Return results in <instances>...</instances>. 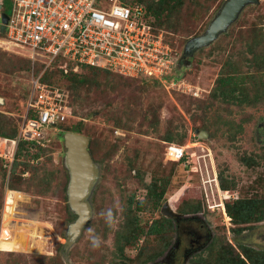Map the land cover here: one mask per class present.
Listing matches in <instances>:
<instances>
[{
	"label": "rangeland",
	"instance_id": "374dc122",
	"mask_svg": "<svg viewBox=\"0 0 264 264\" xmlns=\"http://www.w3.org/2000/svg\"><path fill=\"white\" fill-rule=\"evenodd\" d=\"M223 2L185 0L172 28L162 29L175 56L168 76L142 81L103 75L98 90L87 98L68 90L72 117L60 130L48 131L47 147L37 149L40 157L33 158L25 145L11 168L0 161V217L7 188L21 193L10 238L5 240L6 231L0 230V264H160L173 228L145 231L152 223L161 224L160 208L166 201L175 214H186L180 212L186 199L192 204L200 197L212 239L200 253L177 264L206 260L226 244L234 251L239 245L264 251V221L234 237L225 203H220L223 194L264 200V0L246 6L210 45L183 55L186 42L205 31ZM7 3L11 9L13 0ZM31 66L27 50L0 35V137L17 134ZM33 66L34 71L41 68L37 62ZM230 77L237 82L245 78L244 91L233 98L218 96V80ZM225 87L229 90L228 83ZM75 127L89 139L98 177L88 198L91 217L63 250L66 230L76 216L67 202L68 174L59 136ZM201 131L206 139L199 137ZM173 136L171 144L185 149L183 162L165 155V139ZM249 160L253 163L247 165ZM220 177L233 183V190L223 191ZM152 184L156 190L165 186L161 198L148 196ZM134 231H141L138 239L120 250L118 238Z\"/></svg>",
	"mask_w": 264,
	"mask_h": 264
},
{
	"label": "built area",
	"instance_id": "2783aa9c",
	"mask_svg": "<svg viewBox=\"0 0 264 264\" xmlns=\"http://www.w3.org/2000/svg\"><path fill=\"white\" fill-rule=\"evenodd\" d=\"M0 35L8 43L26 49L32 61L30 90L17 134L0 138V159L10 168L22 143L32 150L45 147L50 141L48 131H57L72 117L67 93L43 82L45 71L56 68L64 73L77 72L86 66L125 78L161 79L171 73L175 62L164 33L148 23L143 6L124 0H13L4 33ZM35 62L40 64L39 71H34ZM191 90L194 88L187 92ZM165 155L178 162L185 149L170 144ZM20 194L8 188L5 192L0 217L5 240L15 226L11 220L19 215L15 206ZM8 197L11 208L6 212ZM236 198L223 194L221 206Z\"/></svg>",
	"mask_w": 264,
	"mask_h": 264
},
{
	"label": "trees",
	"instance_id": "16d2710c",
	"mask_svg": "<svg viewBox=\"0 0 264 264\" xmlns=\"http://www.w3.org/2000/svg\"><path fill=\"white\" fill-rule=\"evenodd\" d=\"M124 1L130 4L142 5L148 23L154 29L158 31H162L163 33L166 32L163 31L162 29L165 30L172 28L173 25L172 19L174 17L176 18L179 17V10L181 7H184L185 5L184 3L185 0H124ZM2 7L5 13L9 11L10 7L9 4L7 3V0H3ZM39 70L40 69H37V71ZM56 75L58 78H56ZM103 75L119 76L115 73H111L105 70L82 66L77 72H72L71 70H68L66 73H64L62 70L56 68L52 70H47L45 71L42 77V81L51 85H56L67 93L68 104H69L70 112L72 114L73 113L72 108L69 103V94L72 97L73 92H76L75 97L77 98H81L83 95L84 98L89 97L90 92L96 91L100 87L98 86V84L100 83V79L102 78ZM126 79H131V78H126ZM138 80L150 81L152 79L138 78ZM244 80L245 78H241V82L240 81L237 82L233 77L226 79L225 78L219 79L218 87L216 90L218 92V96L221 97L228 96L230 98H233L235 93L243 92L244 90L241 88V85L244 82ZM227 83L229 84V90H227L225 87ZM70 89L73 90L72 94L70 93V91H68ZM214 94L215 92L213 93V96ZM58 130L60 129L58 128ZM70 131L79 134L80 128L75 127ZM14 135L15 134L9 137H14ZM62 136L63 133H61L59 136L60 140H62ZM0 138H5V137H0ZM173 140H174V136L172 138L167 137V139H165V142H167L165 146L167 147L168 145H170L173 142ZM47 145L48 143L43 148L35 147L34 150L31 149L30 145L26 147L28 148L29 152H31V155L34 158L37 156L40 157L41 152H39L38 150L45 149ZM24 146H25L24 143L20 145V148L16 155V159L19 153H21V150L24 148ZM0 161L2 160L0 159ZM181 161L183 162L184 159ZM245 163L247 165H250L251 163H253V161L249 160L248 162L245 161ZM234 186L235 185L233 183L227 182L226 179L220 177V188L223 191L228 192L229 190H233ZM10 188L17 190L16 188L13 187ZM164 190H165V186L161 187L159 190H156L155 184H152L149 187L147 194L153 199H158L162 197ZM196 200L197 201L191 204L190 202H192V200L186 199L187 203L182 205L180 207L181 209L180 208L177 209H180V212H184L186 214H194L196 212L204 214L203 208L205 207V204L202 201V197ZM142 202L138 204L136 210L141 209V205L143 204ZM225 210L228 218L230 219V222L234 226L232 228V231L236 234L247 229L252 224L264 221V200L260 198L238 197L236 199L227 200L225 202ZM162 220H166V219L163 218ZM134 221L135 220L133 219L131 223L133 224ZM165 228L167 229V226H165L163 221H161V224H158V226L152 223V225H150V227L145 232L148 234L159 233L161 230L164 231ZM140 232L131 233L129 237H127L128 236L127 234L126 235L124 234L123 235L124 237L122 239L119 237L118 241L121 242L119 249L122 250L125 245L134 243L138 239L139 237L138 234ZM118 241L117 243L119 244ZM238 248H239L238 251H234L233 249H231L230 246L226 244L225 246H221V249L219 250V252H216V254L215 252L214 253L210 252L206 260L195 261L194 264H264V251H255L252 248L244 245H239Z\"/></svg>",
	"mask_w": 264,
	"mask_h": 264
},
{
	"label": "water",
	"instance_id": "95a60500",
	"mask_svg": "<svg viewBox=\"0 0 264 264\" xmlns=\"http://www.w3.org/2000/svg\"><path fill=\"white\" fill-rule=\"evenodd\" d=\"M257 3L258 0H224L215 16L208 23L205 31L186 42L183 55L189 57L192 52L210 45L236 21L246 6L256 5ZM0 18L2 23L0 33L3 34L8 15L2 12ZM0 103H2L1 98ZM198 135L200 138H207V134L203 131L198 132ZM62 143L64 148L63 165L68 174L67 202L70 210L76 216L66 230V241L62 248L64 250L77 239L91 217L88 198L96 183L98 168L89 152V139L86 136L74 132H64ZM160 213L164 217L176 216L168 201L162 204Z\"/></svg>",
	"mask_w": 264,
	"mask_h": 264
},
{
	"label": "flooded vegetation",
	"instance_id": "af4514ba",
	"mask_svg": "<svg viewBox=\"0 0 264 264\" xmlns=\"http://www.w3.org/2000/svg\"><path fill=\"white\" fill-rule=\"evenodd\" d=\"M181 60L187 61L185 58ZM176 64L177 68H181V61L178 60ZM195 214L176 213L174 217L162 216L166 219L161 221L167 226V230L173 228V236L166 251V259L161 260L160 264H177L179 261H186L189 256L200 253V250L211 241L212 234L205 218L201 213Z\"/></svg>",
	"mask_w": 264,
	"mask_h": 264
},
{
	"label": "bare ground",
	"instance_id": "6f19581e",
	"mask_svg": "<svg viewBox=\"0 0 264 264\" xmlns=\"http://www.w3.org/2000/svg\"><path fill=\"white\" fill-rule=\"evenodd\" d=\"M7 206H8V205H7ZM7 206H6V212H7ZM10 208H11V207H10ZM30 236H33L32 233L30 234ZM33 237H35V235H34ZM33 245H34V244H33ZM33 248H34V247H33Z\"/></svg>",
	"mask_w": 264,
	"mask_h": 264
},
{
	"label": "clouds",
	"instance_id": "9594fccd",
	"mask_svg": "<svg viewBox=\"0 0 264 264\" xmlns=\"http://www.w3.org/2000/svg\"><path fill=\"white\" fill-rule=\"evenodd\" d=\"M3 3V2H2ZM2 10H3V7H2ZM4 12V11H3ZM7 14V13H6ZM8 15V14H7ZM120 76V75H119ZM122 77V76H121ZM125 78V77H124ZM132 79V78H131ZM65 243V242H64Z\"/></svg>",
	"mask_w": 264,
	"mask_h": 264
}]
</instances>
